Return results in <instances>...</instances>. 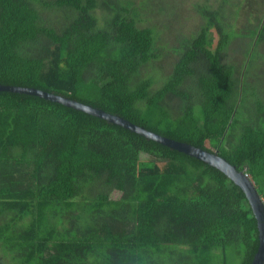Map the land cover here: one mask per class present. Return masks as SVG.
Segmentation results:
<instances>
[{"label": "trees", "instance_id": "16d2710c", "mask_svg": "<svg viewBox=\"0 0 264 264\" xmlns=\"http://www.w3.org/2000/svg\"><path fill=\"white\" fill-rule=\"evenodd\" d=\"M138 1L0 0V84L218 152L264 198V0H243L234 25L224 16L240 0H204V27L176 46ZM43 4L62 27L44 25ZM258 234L245 193L218 169L82 111L0 92V264H251Z\"/></svg>", "mask_w": 264, "mask_h": 264}, {"label": "water", "instance_id": "95a60500", "mask_svg": "<svg viewBox=\"0 0 264 264\" xmlns=\"http://www.w3.org/2000/svg\"><path fill=\"white\" fill-rule=\"evenodd\" d=\"M0 92H11L36 96L48 101L62 104L78 111H82L88 115L103 119L112 124H116L145 138L152 139L166 147L198 159L205 164L218 169L241 188V190L245 193L249 204L251 205L255 219L257 220L259 232V246L251 264H264V204L262 202L261 196L257 190V187L255 186L254 181L250 180L245 174L237 170L235 166L230 164L225 158L221 157L218 152H209L208 150L198 148L194 145L165 137L142 126L134 124L124 117L106 112L100 108H95L77 100H73L64 95H58L33 87L3 84H0Z\"/></svg>", "mask_w": 264, "mask_h": 264}, {"label": "rangeland", "instance_id": "374dc122", "mask_svg": "<svg viewBox=\"0 0 264 264\" xmlns=\"http://www.w3.org/2000/svg\"><path fill=\"white\" fill-rule=\"evenodd\" d=\"M44 3L47 4L54 3L55 0H42ZM109 0H101V2H105ZM117 2H124L126 0H114ZM138 3L139 1L136 0ZM204 0H160L158 3L159 6H155V3L150 4L146 0L140 3L139 10L145 12L148 16L155 15L156 18H153L149 26L155 30L156 35H160L161 42L163 43H171L172 46H176L179 41L181 40H189L193 37L194 33L201 31L204 27L202 25V17L196 16V11L203 10L206 6V1ZM222 0H209V5L213 6L217 2ZM241 2H237V4L230 8L226 17V20L230 19V24L234 25L237 24L236 15L240 11L245 10L244 4L242 5L243 0ZM250 1V0H248ZM155 6V7H153ZM42 12L46 14V20L44 21V25H53L57 24L59 27H62L64 24V19L62 16L57 15V8L53 7H46L45 4L40 7ZM252 8V7H250ZM194 9V10H193ZM255 9V7H253ZM196 10V11H195ZM247 12H252V10H247ZM165 25V30L162 28ZM55 29V28H53ZM200 33V32H199ZM236 42V41H234ZM240 46V44H238ZM262 47V46H261ZM263 49L264 48H260ZM169 59L166 58V64H168ZM157 63V62H156ZM158 64V63H157ZM256 67L253 70V73L256 71H260L258 68V64H255ZM252 80V78H250ZM264 91V89H263ZM148 165H152L148 162H143L142 166L147 167ZM252 180L251 176L248 177ZM239 260L236 257H232L230 264H238Z\"/></svg>", "mask_w": 264, "mask_h": 264}, {"label": "clouds", "instance_id": "9594fccd", "mask_svg": "<svg viewBox=\"0 0 264 264\" xmlns=\"http://www.w3.org/2000/svg\"><path fill=\"white\" fill-rule=\"evenodd\" d=\"M243 174H245L247 177H250V174H248V172L247 173H245V172H242ZM252 181H254L253 179H252ZM255 183V182H254ZM256 186V185H255ZM261 199H262V202H263V204H264V198H262L261 197Z\"/></svg>", "mask_w": 264, "mask_h": 264}]
</instances>
